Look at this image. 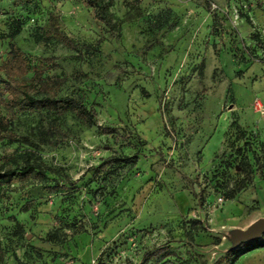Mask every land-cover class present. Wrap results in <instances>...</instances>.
Returning <instances> with one entry per match:
<instances>
[{
    "label": "rangeland",
    "instance_id": "obj_1",
    "mask_svg": "<svg viewBox=\"0 0 264 264\" xmlns=\"http://www.w3.org/2000/svg\"><path fill=\"white\" fill-rule=\"evenodd\" d=\"M263 2L111 0L115 36L84 0H0V65L4 36L20 21L18 47L33 64L55 58L60 68L49 74L66 80L61 96L84 98L98 123L68 114V138L41 143L48 119L14 118V131L40 146L62 187H0L5 264H227L229 231L264 217V114L255 104L264 108ZM50 14L81 46L101 41L100 51L45 41ZM30 150L2 141L0 162L23 166ZM110 156L138 162L99 173ZM240 164L252 167L253 180L229 200L246 176ZM55 229L64 242L47 240ZM252 252L234 264H255Z\"/></svg>",
    "mask_w": 264,
    "mask_h": 264
},
{
    "label": "trees",
    "instance_id": "obj_2",
    "mask_svg": "<svg viewBox=\"0 0 264 264\" xmlns=\"http://www.w3.org/2000/svg\"><path fill=\"white\" fill-rule=\"evenodd\" d=\"M84 2L91 8L95 19L103 23L113 35L118 36L120 28L110 12L111 0H84ZM208 2L210 3V0ZM262 5L264 6V2ZM216 17L214 22L215 25H218L219 19ZM22 26V22L15 21L10 33L4 36L5 39H8V53L0 65V108H5L7 114L0 112V142L20 143L32 147L33 150L24 155L23 166L12 168L8 167L6 163L0 162V187H10L15 180H22L39 183L48 191L54 192L56 188L62 187V182L52 179L50 175H60V172L48 167L42 161L37 154L40 146L35 144L31 138L18 136L13 127L14 118L18 113L26 112L43 115L45 119H48V122L43 135L45 139L41 140V143H45L46 138L54 139L56 143H62L69 136V131L65 130L63 122L68 114L73 115L81 123L91 128L98 125L97 112L94 108L88 107L84 98L80 96H61L66 80L60 76L49 74L60 68L55 58L38 59L33 64L31 58L18 47L15 39L20 34ZM43 32L45 41H55L68 50L82 53V47H85L87 53L92 55L100 51L101 41L97 46H81L63 30L59 16L54 14L49 15L48 24ZM254 39L259 44H263L258 35L254 36ZM102 129L107 133L112 131L108 127ZM126 161H131L132 166H135L138 158L135 156L128 160L110 156L102 161L98 171L99 173L107 170L114 171L117 166ZM257 162L259 163L258 168L261 169L260 160L257 159ZM238 169L246 173V176L237 188L227 192L226 196L229 200H234L237 193L241 192L253 180L252 167L249 164H240ZM63 179L72 183L68 175H64ZM52 181L55 186L48 185ZM30 209V205L27 204L22 211L28 212ZM194 224H199V222H194ZM22 229V226H19V234H22ZM80 231H84V228H81ZM73 234H79V232L75 231ZM47 240L64 242L58 229L49 232ZM261 248H264L263 237L243 242L227 253V264H234L240 256ZM5 255V249L0 239V264H5Z\"/></svg>",
    "mask_w": 264,
    "mask_h": 264
},
{
    "label": "water",
    "instance_id": "obj_3",
    "mask_svg": "<svg viewBox=\"0 0 264 264\" xmlns=\"http://www.w3.org/2000/svg\"><path fill=\"white\" fill-rule=\"evenodd\" d=\"M228 236L231 241V244L227 248L228 252L243 242L260 239L264 236V217L255 221L246 229L230 230Z\"/></svg>",
    "mask_w": 264,
    "mask_h": 264
},
{
    "label": "crops",
    "instance_id": "obj_4",
    "mask_svg": "<svg viewBox=\"0 0 264 264\" xmlns=\"http://www.w3.org/2000/svg\"><path fill=\"white\" fill-rule=\"evenodd\" d=\"M253 260L255 264H261V262L263 261L264 262V248H261V249H257V251H253L251 253V256H253Z\"/></svg>",
    "mask_w": 264,
    "mask_h": 264
},
{
    "label": "built area",
    "instance_id": "obj_5",
    "mask_svg": "<svg viewBox=\"0 0 264 264\" xmlns=\"http://www.w3.org/2000/svg\"><path fill=\"white\" fill-rule=\"evenodd\" d=\"M255 104L258 107V111H260V112H262L264 114V108H263L262 104L259 101H256ZM219 201L222 202L223 199L219 198Z\"/></svg>",
    "mask_w": 264,
    "mask_h": 264
}]
</instances>
